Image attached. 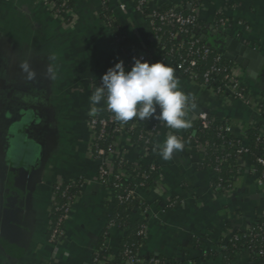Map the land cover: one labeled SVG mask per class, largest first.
I'll return each instance as SVG.
<instances>
[{"label": "crops", "instance_id": "crops-1", "mask_svg": "<svg viewBox=\"0 0 264 264\" xmlns=\"http://www.w3.org/2000/svg\"><path fill=\"white\" fill-rule=\"evenodd\" d=\"M196 2L206 46L217 50L229 43L233 53L242 47L257 56L239 66L245 100L202 91L178 73L149 35L137 0H73L67 22L43 0H0V264H90L109 222L113 194L98 181L99 162L89 154L87 124L89 98L119 57L101 18L103 3L120 23L129 51L146 52L154 63L173 69L179 90L190 96V124L200 114L193 110H206L208 116L232 121L230 132L241 145L248 142L246 126L258 127L264 137V0H156L152 7H191ZM217 14L227 21L220 30ZM238 21L248 30L242 32ZM24 61L35 79H26L21 71ZM49 67L55 79L46 76ZM188 129L160 127L148 153L124 149L129 163L159 169L154 187L135 189V198L148 207L145 217L138 209L131 216L146 224L139 255L162 264H224L223 245L264 215V190L251 173L248 155L239 160L237 186L225 192L214 189L204 147L184 145L164 160L158 145L169 135L183 143ZM75 180L84 184L70 203L63 238L54 246L47 237L53 187ZM124 235L125 229L111 227L101 256L116 255ZM231 264H255V259L242 250Z\"/></svg>", "mask_w": 264, "mask_h": 264}, {"label": "trees", "instance_id": "trees-1", "mask_svg": "<svg viewBox=\"0 0 264 264\" xmlns=\"http://www.w3.org/2000/svg\"><path fill=\"white\" fill-rule=\"evenodd\" d=\"M47 1L49 3H53L55 8L54 10H58V12L73 10V0ZM197 4L198 3L196 2L193 7H197ZM172 8V6L160 7V11L152 18L156 29H152L150 26L151 18L147 17L148 10H144L142 15L147 23L149 35L152 38H159L160 40L159 48L161 50L162 57L165 60H170V64L173 67L182 62L183 66L188 68L189 58L187 57L186 51L188 45L178 49L176 42L171 40L169 36L170 28L162 25L159 21L160 17ZM173 9V12L181 14L184 17H194L193 24L186 28L187 34H183V37L188 39L192 36L193 40L199 41V44L195 45V48L204 46L205 43L202 39L203 34H205L203 29L204 24L196 16H194L192 8L185 6ZM101 18L112 33L116 54L123 60H126V62L128 61L129 63H132L134 61V55L127 56L129 52V42L125 37L120 23L113 18L112 13L107 6L103 9ZM220 19L224 18L222 15L217 14L215 16V23L217 24ZM211 50L212 54L207 58L206 62L201 63L200 65L198 64L193 68V71L200 78L210 66L213 56L218 53V51L213 48H211ZM223 64L232 65L233 63L223 58ZM124 67L126 71L131 70V67ZM220 80V77H211L209 81L210 87L214 90L219 89ZM261 107V111L264 115V105ZM97 118L106 120L110 118L113 119V123L106 129L108 135L103 139L94 142V147L103 150H107L117 138V133L112 132L114 127L128 126L125 130L128 132L131 142L140 149H145L148 146V144H146V140L149 136L155 137L159 133L157 126L168 128L164 122H160L155 119L143 121L134 119L133 121H129L127 124L122 125L120 122H117L112 113L107 110L105 101H102L99 106ZM208 120L210 121V124L207 128L202 127V122L200 120L196 119L193 121L186 134L182 137V141L186 146L201 145L207 149L204 161L206 167L209 168L213 174V183L219 185L221 190H232L237 186L241 176V166L239 160L243 157V155L238 153L241 141L235 138L231 132L227 130V128H230L233 124L229 119L220 120L214 116H208ZM137 123L139 125H137ZM244 133L248 140L245 147L253 164V171L250 172L252 175L256 174L258 178L264 179V166L257 162L258 160L264 161V138L260 137L258 127L246 126ZM116 163L119 162L116 161ZM118 166L131 177L138 175L139 183L143 186L142 188L147 190L155 185L157 172L151 170L150 166L141 164L139 168H136L134 164L127 162H121ZM114 173H116V171H114ZM114 182L118 187L113 195L112 213L109 218V222L106 224L98 241L90 264H96L93 262L96 257L99 260H103L105 264H123L127 258L125 255L126 251L130 252V255L134 257L139 256L140 249L144 245V235L141 232L146 228L145 220L143 218L132 220L131 216L136 209H139L141 213L143 212V216L146 215L148 207L146 204L134 199L131 195L128 196L131 184L124 178L121 177L118 180H114ZM82 184L83 180H75L73 182L62 181L53 188L52 205L48 218V238L50 235V229L54 228L58 220L64 215L65 209L79 193ZM262 189L264 190V187H262ZM111 227L125 229V235L120 240L117 254L110 258H103L100 254V250L105 247L107 233ZM242 250H248L251 252L255 259V264H264V256L259 255V252L264 250V215L257 217L249 225L247 230L235 231L233 237L223 245V263L231 264L234 256ZM145 259H156L159 264H162L161 260L156 257H148Z\"/></svg>", "mask_w": 264, "mask_h": 264}, {"label": "built area", "instance_id": "built-area-1", "mask_svg": "<svg viewBox=\"0 0 264 264\" xmlns=\"http://www.w3.org/2000/svg\"><path fill=\"white\" fill-rule=\"evenodd\" d=\"M43 1L47 3L53 15L62 18L63 20H65V22L70 21L71 11L58 12V10H54L55 8H54L53 3H49L47 0H43ZM154 2H156V0H137V9L141 13V15L143 14L144 10H148L147 17L151 18L150 26L152 29H156L152 18L157 14V12L160 11V8L152 7ZM105 6H106L105 3H103V9L105 8ZM173 8H176V7H173ZM173 8L167 13H165L162 17H160L159 21L162 25H165L170 28L169 36L171 40L176 42L178 49L184 47L185 45H188L186 51H187V57L189 58V61H188L189 67L185 68L183 66V63L180 62L176 66H174L175 70L183 76L186 75L184 77L189 79V81L192 84H194V86H197L198 89L202 91L210 92L211 94H214V95H221L223 97L231 98L234 100L235 99L245 100L246 94L239 83L241 73H242L241 69L235 63H233L232 65L223 64V58H224L223 54L218 52L216 55L213 56L210 66L204 72L201 78L193 71V68L196 67L198 64L200 65L201 63L206 62L207 58L212 54V50L210 47H207L205 45L202 47L195 48V45L199 44V41L193 40L192 36L189 37L188 39H185L183 37V34H187L186 28L193 24L194 17H184L181 14L173 12L174 10ZM191 8H192V12L194 13V16H196V12H197L196 7L194 8L193 5H191ZM226 24H227L226 20L220 19L217 23L219 30L223 29ZM237 26L242 32L248 30L246 25H244V23L240 21H238ZM153 39L159 46V42H160L159 38H153ZM132 55H134L133 58L140 59L141 62L147 61L150 64L154 63L150 55L147 54L146 52L142 51L140 53L139 52L135 53V52L129 51L127 54V56H132ZM120 61H123L124 66L131 67V68L134 63V61L132 63H129L128 61L126 62V60H123L119 56L118 62ZM166 61L171 63V61L168 59H166ZM211 77L221 78L219 89L214 90L213 88L210 87L209 81ZM197 119L202 122L203 128H207L208 125L210 124V121L208 120V115H206L205 113H200ZM112 123H113L112 118L106 120V119L97 118V114L89 115L88 123H87L89 133H90L89 154L99 162L98 181L101 185L110 189L112 191V194L114 195V192L118 187L116 183L114 182V180H118L122 177L131 184V189L128 192V196L131 195L132 197H134V199H136L135 189L139 187L140 188L143 187L142 184L139 183V176L136 175L134 177H131L129 174L121 170V168L118 166V164H120L121 162L129 163L127 159L125 158V151H124L125 147H137L133 145V143L131 142V138L128 135V132L125 130V128H127L128 126L127 127H114L112 132L117 133V138L107 150L94 147L95 141L101 140L108 135L106 129ZM137 125L139 124L137 123ZM157 128L159 129L160 126H157ZM227 130L230 131V128H227ZM153 138H154L153 136L148 137V139L146 140V144H148V146L145 149H141L143 153L149 152L151 145H152ZM196 146H199V145H196ZM200 147H203V146L200 145ZM238 153L243 156H247V155L249 156L248 151L244 145L239 146ZM116 161H118L119 163H116ZM257 162L261 164L262 166H264L263 160H258ZM140 165H141L140 163L134 164L136 168H139ZM146 166H150L151 170L157 172V178L155 180V184H156V181L159 177L158 176L159 169L157 165L150 164ZM114 171H116V173H114ZM254 175L256 177L257 186L260 188L264 187V179L258 178L256 174ZM59 183L60 182L55 183L54 187L57 186ZM213 185H214V189L216 192L229 191V190H221L220 186L214 183ZM69 212H70V204L65 209L64 215L58 220L56 226L50 229V235L48 238V241L50 244L57 246L61 242L63 238V234H64L63 224L65 220L68 218ZM49 214H50V211H49ZM141 214L143 215L144 213L142 212ZM145 231L146 230L141 232L144 235V237H145ZM125 255L127 256V258L123 264H159L158 260L156 259L146 260L140 255L134 257L130 255V252L128 251L125 252ZM259 255L264 256V250H261L259 252ZM93 262L96 264H105L103 260H99L97 257L93 260Z\"/></svg>", "mask_w": 264, "mask_h": 264}, {"label": "clouds", "instance_id": "clouds-1", "mask_svg": "<svg viewBox=\"0 0 264 264\" xmlns=\"http://www.w3.org/2000/svg\"><path fill=\"white\" fill-rule=\"evenodd\" d=\"M130 71H126L123 61L109 68L102 76L99 87L90 96L92 106L89 115H96L102 101L107 110L122 125L129 121L155 119L164 122L169 129H185L191 126L186 118L190 107V96L179 90V81L171 67L162 62L150 64L133 58ZM26 79L33 80L36 73L24 61L20 64ZM49 79H55L51 67L46 70ZM159 155L171 160L175 152L183 151L184 144L176 135H169L162 145H158Z\"/></svg>", "mask_w": 264, "mask_h": 264}, {"label": "water", "instance_id": "water-1", "mask_svg": "<svg viewBox=\"0 0 264 264\" xmlns=\"http://www.w3.org/2000/svg\"><path fill=\"white\" fill-rule=\"evenodd\" d=\"M214 35H216L217 33H213ZM202 39L205 40L204 37H202ZM223 44V43H222ZM221 45V44H220ZM227 46H229V43H225V46L217 49V51L219 53H224L223 56L226 60L230 61V62H235L236 65L240 66L242 65V67H245V63H243V60H247L250 58H255L257 60V56L254 53H251L249 50L247 49H243L242 47L238 48L237 52L233 53V50L231 48H228ZM196 114L199 113H205L207 114L206 110L200 111L199 109H195L193 110Z\"/></svg>", "mask_w": 264, "mask_h": 264}]
</instances>
